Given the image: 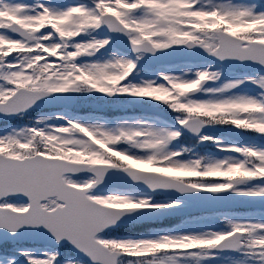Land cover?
I'll return each mask as SVG.
<instances>
[{"label":"snow or ice","instance_id":"6c2138e0","mask_svg":"<svg viewBox=\"0 0 264 264\" xmlns=\"http://www.w3.org/2000/svg\"><path fill=\"white\" fill-rule=\"evenodd\" d=\"M0 118V264H264V0H0Z\"/></svg>","mask_w":264,"mask_h":264}]
</instances>
